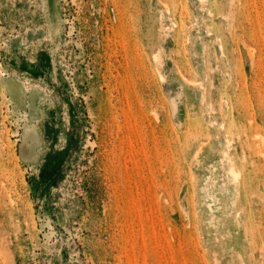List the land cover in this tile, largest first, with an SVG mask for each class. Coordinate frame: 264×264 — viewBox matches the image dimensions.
I'll return each instance as SVG.
<instances>
[{
	"label": "rangeland",
	"instance_id": "rangeland-1",
	"mask_svg": "<svg viewBox=\"0 0 264 264\" xmlns=\"http://www.w3.org/2000/svg\"><path fill=\"white\" fill-rule=\"evenodd\" d=\"M0 264H264V0H0Z\"/></svg>",
	"mask_w": 264,
	"mask_h": 264
},
{
	"label": "bare ground",
	"instance_id": "bare-ground-1",
	"mask_svg": "<svg viewBox=\"0 0 264 264\" xmlns=\"http://www.w3.org/2000/svg\"><path fill=\"white\" fill-rule=\"evenodd\" d=\"M233 173V172H232ZM234 174V173H233Z\"/></svg>",
	"mask_w": 264,
	"mask_h": 264
}]
</instances>
